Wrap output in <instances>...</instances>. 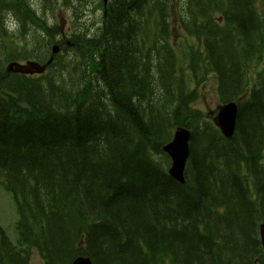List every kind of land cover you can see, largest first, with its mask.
<instances>
[{
    "label": "trees",
    "instance_id": "16d2710c",
    "mask_svg": "<svg viewBox=\"0 0 264 264\" xmlns=\"http://www.w3.org/2000/svg\"><path fill=\"white\" fill-rule=\"evenodd\" d=\"M56 3L44 0L45 10L53 12ZM4 5L9 12L3 11ZM215 11L225 14L226 27L233 28L229 36L213 23ZM13 17L21 20L25 31L9 35L4 27ZM260 22L252 0H110L105 26L98 41L88 45L92 54L83 60L91 66L90 75L86 69L74 68V79L62 72L69 83L58 80L46 87L13 78L3 82L4 89L18 90L33 110L15 98L0 100V176L7 173L17 189L34 201H44V208L34 216L39 215L43 224L36 235L26 226V234L48 264L70 262L71 246L78 245L83 233L89 234L86 249L104 259L103 264H133L128 260L133 256L134 264L168 260L171 264H239L256 253L255 224L264 218V169L258 167L264 158V89L241 106L239 140L223 142L224 150L213 151L218 144L210 146L204 158V136L194 131L196 147L191 151L186 186L168 176L169 160L162 146L180 123L201 128L193 123L199 114L187 110L193 97L176 96L172 90V64L180 63L176 49L181 46L173 44L174 25L208 43L205 69L217 71L225 97L237 99L234 91L248 87L244 65L254 51L250 41L259 37L264 45V33L255 28L261 27ZM33 27L53 38L45 17L38 19L0 0V45L7 58H45L52 42L43 40L46 37ZM236 29L239 39L249 42L244 50L238 39L234 41ZM16 38L21 43L15 48ZM218 39L223 46L218 47ZM188 56L197 61L194 51ZM32 154L38 158L29 159ZM102 154H108L104 160ZM91 156L101 158L103 165H93ZM222 161L229 170L220 177L213 163L219 167ZM248 169L258 185L255 201L246 189ZM83 180L90 186L84 187ZM184 201L190 205H183ZM140 243L147 246L148 254ZM128 247L120 253L119 248ZM21 258L0 253V264H25Z\"/></svg>",
    "mask_w": 264,
    "mask_h": 264
},
{
    "label": "rangeland",
    "instance_id": "374dc122",
    "mask_svg": "<svg viewBox=\"0 0 264 264\" xmlns=\"http://www.w3.org/2000/svg\"><path fill=\"white\" fill-rule=\"evenodd\" d=\"M23 24H24V22H23ZM27 24V23H26ZM230 41V40H229ZM228 41V45L230 44V42ZM220 43H222L221 42V40H217V44H218V47L219 46H223V43L222 44H220ZM233 76L234 75H232V76H230L231 78H233ZM173 91H174V89H172ZM174 94H175V92H173ZM206 94V97H204V101H202V103L204 104V102L207 104V106H205V109H208V110H210V111H213V110H215L216 109V107H217V103H218V98H217V96H216V94H215V92H214V90L212 89V87L209 89V91L208 92H206L205 93ZM40 102H41V104L43 103V104H45L46 102H42L41 100H40ZM56 113L57 112H55V114L53 115V120H55V116H57L56 115ZM68 115H73V111L71 110L70 112H69V114ZM37 118H40V116H37ZM53 120L51 121V123L53 122ZM103 122H107L106 120H104V118H103ZM116 124H117V122H115ZM118 124L119 125H122L123 124V122H118ZM263 124V123H262ZM199 126H201V125H199ZM264 126V125H263ZM123 129H125L124 131L126 132V135H128V138H129V134H130V132H128V128L127 127H124ZM86 135H88V134H86ZM86 135H81V139L83 140V138H86ZM204 136V135H203ZM210 136L211 135H209V134H207V135H205L204 137H203V140H202V142H203V145L201 146V147H203V150H202V154H203V157L204 158H208V152L210 151V149H209V147L210 146H217V144L219 145V146H217L216 148H214V150L213 151H222V150H224V146H223V144H221V143H215V142H209V139H210ZM260 137V136H259ZM255 138V137H254ZM121 139H117L116 140V143H121V141H120ZM238 140H239V138H238ZM260 141V140H259ZM113 147V146H112ZM92 148V144L90 145V147H89V150ZM211 148V147H210ZM212 151V152H213ZM39 155V154H38ZM108 155V154H107ZM107 155H100V156H103V158L101 159V160H104L105 159V157L107 156ZM255 156V155H254ZM30 157H32V158H38V156L37 155H34V154H32L31 156H29V159H30ZM90 159H91V161H92V163H93V165H103V163H101V161H99L100 159H98L97 157L96 158H94V157H90ZM94 159H97V161H95ZM208 162H211V160L210 161H208ZM213 167L214 168H217L218 169V171H217V174L221 177L222 176V172H224V173H228V170H229V168H226V166H225V164L223 163V161L221 162V165L218 167L216 164H214L213 163ZM225 167V168H224ZM252 167V166H251ZM66 172H69L70 171V169H66L65 170ZM157 171V170H156ZM66 174V173H65ZM160 174V173H159ZM73 177H71V180L73 181ZM45 182H42L41 181V184H44ZM82 184H83V186L84 187H88V186H90L89 185V182L87 183V182H85L84 180H83V182H82ZM1 189H2V191L0 190V224L7 230V233H8V235L10 236V237H15V239L17 238V235H16V231H15V228H14V226H13V228H12V230L11 229H9V227H10V224H11V220H12V217H11V215H12V213L10 214V212H9V207H10V205H12L13 207H14V210H15V221L14 222H16V220H17V218H18V215H17V209H16V204H15V202H14V199H13V197H12V195L10 194V193H7L2 187H0ZM68 189V188H67ZM208 192H212V190L211 189H208ZM46 193H49V192H46ZM221 194H223V193H221ZM4 196H7L8 198H9V200H6L5 198H4ZM216 196V195H215ZM176 200H178V198H176ZM71 201L72 202H74L73 201V198L71 199ZM183 201V200H182ZM197 200H195L193 203H195ZM109 203L111 204V202L109 201ZM186 204L187 205H190V203L189 202H187V201H184L183 202V205H185L186 206ZM239 207V206H238ZM237 207V208H238ZM240 207H241V204H240ZM38 208H44V201H40L39 203H38ZM146 212H148V210L146 211ZM13 216V215H12ZM109 220V219H108ZM15 224V223H14ZM188 224H191V222H189ZM121 232V231H120ZM178 232H180V229H178ZM199 238H201V237H199ZM127 240H129V241H131V242H134V239H130V238H127ZM201 241L202 242H207V239H205V238H201ZM121 245H124V242H122V244ZM130 245H131V243H130ZM163 246H166V245H163ZM120 250H122L120 253H125L126 251H129L128 249H130V247H128V248H125V249H121V248H119ZM167 250V249H166ZM188 252H190L189 250H187ZM159 258H161L160 256H159ZM158 258V259H159ZM128 260L130 261V262H132L133 264H134V256H133V259H131L130 257L128 258ZM182 259H180V261H181ZM30 264H43L42 263V261H41V259L37 256V255H34L33 257H32V259H31V263Z\"/></svg>",
    "mask_w": 264,
    "mask_h": 264
},
{
    "label": "water",
    "instance_id": "95a60500",
    "mask_svg": "<svg viewBox=\"0 0 264 264\" xmlns=\"http://www.w3.org/2000/svg\"><path fill=\"white\" fill-rule=\"evenodd\" d=\"M33 68L38 67L36 65H31ZM36 69V68H35ZM38 71L41 69L38 67ZM186 140L187 137L183 133H178L175 137V142L166 148V151H169L174 158V168L172 173L181 181L182 174L185 166L186 159L188 154L186 153Z\"/></svg>",
    "mask_w": 264,
    "mask_h": 264
},
{
    "label": "bare ground",
    "instance_id": "6f19581e",
    "mask_svg": "<svg viewBox=\"0 0 264 264\" xmlns=\"http://www.w3.org/2000/svg\"><path fill=\"white\" fill-rule=\"evenodd\" d=\"M10 18L7 19V21L9 22ZM8 22H6L8 24Z\"/></svg>",
    "mask_w": 264,
    "mask_h": 264
}]
</instances>
